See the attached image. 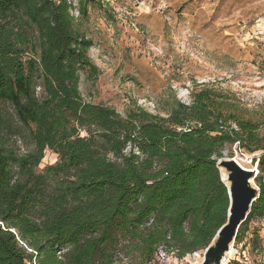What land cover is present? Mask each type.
Returning <instances> with one entry per match:
<instances>
[{
	"label": "trees",
	"instance_id": "1",
	"mask_svg": "<svg viewBox=\"0 0 264 264\" xmlns=\"http://www.w3.org/2000/svg\"><path fill=\"white\" fill-rule=\"evenodd\" d=\"M88 1L75 17L68 0H0V101L17 121L0 111V264H149L160 249L182 260L226 219L217 158L264 150L259 122L210 88L164 115L85 101L80 73H98L80 29ZM46 150L56 160L38 170ZM257 158L258 198L234 245L264 219ZM235 257L226 264H244Z\"/></svg>",
	"mask_w": 264,
	"mask_h": 264
},
{
	"label": "rangeland",
	"instance_id": "2",
	"mask_svg": "<svg viewBox=\"0 0 264 264\" xmlns=\"http://www.w3.org/2000/svg\"><path fill=\"white\" fill-rule=\"evenodd\" d=\"M80 29L92 40L87 53L98 68L96 76L89 68L80 73L85 101L121 115L131 105L164 115L176 101L190 103L192 91L210 88L226 95L242 117L256 119L264 137V0H91ZM0 111L17 123L8 102L0 101ZM12 140L22 152L23 142ZM224 152L258 170L264 150L234 144ZM56 157L46 150L38 170ZM219 170L227 183V171ZM253 183L258 186L255 178ZM249 227L234 245L235 260L264 264V219ZM203 250L163 264H199Z\"/></svg>",
	"mask_w": 264,
	"mask_h": 264
},
{
	"label": "water",
	"instance_id": "3",
	"mask_svg": "<svg viewBox=\"0 0 264 264\" xmlns=\"http://www.w3.org/2000/svg\"><path fill=\"white\" fill-rule=\"evenodd\" d=\"M216 165L218 169L221 166L227 171L228 183H225L220 173L228 195L227 215L211 242L203 250L199 264L225 263L227 251L259 194V187L253 183V179L258 174L256 168L243 167L235 156H227L224 151L222 156L217 158Z\"/></svg>",
	"mask_w": 264,
	"mask_h": 264
},
{
	"label": "built area",
	"instance_id": "4",
	"mask_svg": "<svg viewBox=\"0 0 264 264\" xmlns=\"http://www.w3.org/2000/svg\"><path fill=\"white\" fill-rule=\"evenodd\" d=\"M68 2L71 3L72 5V10H71L72 15L75 17H78L77 0H68ZM237 254H238V251L237 249L234 248V242H233V244L229 247V250L227 251V259L224 264H226L230 258L237 256ZM167 256L168 254L165 252V250L160 249L155 259L149 262V264L167 263L169 260ZM172 260L175 262H178V260L175 258H172Z\"/></svg>",
	"mask_w": 264,
	"mask_h": 264
},
{
	"label": "bare ground",
	"instance_id": "5",
	"mask_svg": "<svg viewBox=\"0 0 264 264\" xmlns=\"http://www.w3.org/2000/svg\"><path fill=\"white\" fill-rule=\"evenodd\" d=\"M236 159H237V157H236ZM237 161H238L239 164H241L243 167H246V168H253V166L250 167V166H247V165H245V164H242V162H241L240 160H238V159H237ZM223 176H226V175L223 174ZM227 183H228V182H227ZM228 255H229V254H228Z\"/></svg>",
	"mask_w": 264,
	"mask_h": 264
}]
</instances>
